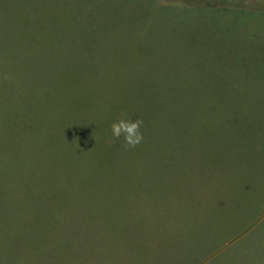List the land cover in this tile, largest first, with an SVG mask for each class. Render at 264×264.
Wrapping results in <instances>:
<instances>
[{
  "label": "rangeland",
  "instance_id": "374dc122",
  "mask_svg": "<svg viewBox=\"0 0 264 264\" xmlns=\"http://www.w3.org/2000/svg\"><path fill=\"white\" fill-rule=\"evenodd\" d=\"M0 264H264V0H0Z\"/></svg>",
  "mask_w": 264,
  "mask_h": 264
},
{
  "label": "clouds",
  "instance_id": "9594fccd",
  "mask_svg": "<svg viewBox=\"0 0 264 264\" xmlns=\"http://www.w3.org/2000/svg\"><path fill=\"white\" fill-rule=\"evenodd\" d=\"M142 125V119L135 121L121 119L111 125L112 135L117 139L123 136L125 145L134 148L143 140V134L140 131Z\"/></svg>",
  "mask_w": 264,
  "mask_h": 264
}]
</instances>
